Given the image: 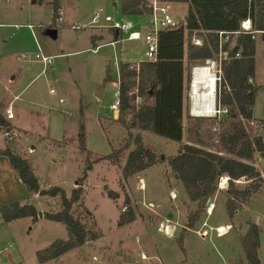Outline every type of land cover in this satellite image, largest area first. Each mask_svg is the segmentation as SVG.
<instances>
[{
  "label": "rangeland",
  "instance_id": "rangeland-1",
  "mask_svg": "<svg viewBox=\"0 0 264 264\" xmlns=\"http://www.w3.org/2000/svg\"><path fill=\"white\" fill-rule=\"evenodd\" d=\"M59 4L62 20L55 18L51 27L49 3L0 0V106L12 125L7 137L0 129V147L8 143L15 152L25 154L42 188L56 185L69 192L85 167V153L77 147L80 133L93 156L108 154L125 140L129 144L127 153L134 147L133 135L137 132L128 134L122 125L112 122L114 111L109 104L118 87L119 63L144 59L143 39L110 44L112 36L102 29L103 37L95 42L99 46L92 51L91 34L101 29L88 26V22L100 7L116 19L131 21L140 30L145 29L147 19L144 15L123 16L120 0H59ZM186 11L187 3H170L177 25L182 23ZM28 23L31 29L26 26ZM16 25L18 29L14 28ZM47 28L56 29L55 38L45 33ZM192 37L202 41L194 34L190 40ZM36 53L50 56L51 64L43 65L34 58ZM254 64L251 81L256 89L248 126L264 138V39L260 34L255 38ZM190 68L191 65L188 72ZM211 70L213 73L214 68ZM107 72L110 79H106ZM183 104V141L187 140L188 115L204 120L224 116L223 112L191 113L188 87ZM7 105L11 107L10 117ZM141 134L143 143L162 161L128 177L122 176L119 166L105 160L93 163L87 171L82 183V206H74V211L87 224L91 221L86 219L83 206L91 211L98 232L93 240L57 259L38 263L39 250L67 238L65 226L44 217L8 222L0 218V264H249L240 236L251 222L259 227L257 256L259 264H264V158L255 152L252 162L262 174L261 189L232 217L227 214L223 193L227 178L220 176L217 194L206 202L202 216L183 232L189 213L199 204L187 197L165 159L177 153L179 143L148 131ZM220 181L223 188L219 187ZM246 182L235 180L238 186ZM29 195L8 158L0 154V205L30 200L37 211L59 207L53 198ZM123 211H131L134 218L118 224Z\"/></svg>",
  "mask_w": 264,
  "mask_h": 264
},
{
  "label": "trees",
  "instance_id": "trees-1",
  "mask_svg": "<svg viewBox=\"0 0 264 264\" xmlns=\"http://www.w3.org/2000/svg\"><path fill=\"white\" fill-rule=\"evenodd\" d=\"M34 1L51 5L50 24L53 26L59 0ZM167 1L185 2L187 11L182 23L159 31L155 60L120 62L118 65L119 108L114 122L122 125L128 134L137 130L133 135L134 147L131 150L125 153L129 145L125 140L121 147L113 148L108 154L92 156L85 147L84 134L80 133L77 136V147L85 153V167L75 185L66 192L56 185L42 188L25 154L15 152L6 142L4 147H0V154L8 158L29 194L53 198L59 206L57 210L37 211L30 200H16L0 205L1 220L8 222L29 217L35 221L44 217L62 223L68 233L66 239H57L39 250L38 263L57 259L98 235L91 211L83 206L86 219L91 221L89 224L83 222L74 211V206H82V183L93 163L108 161L119 166L123 177H128L163 160L143 143L141 131L179 143L177 153L165 159L173 177L183 185L187 197L199 204L189 213L183 232L202 216L206 202H210L217 194V179L220 176L227 177L223 193L229 217L259 192L263 185L261 173L252 162L255 152L264 158V138L253 132L248 123L252 118L256 89L251 81L255 68L254 34L258 33L264 39V0ZM148 2L120 0V13L123 16L146 15L149 12ZM246 18L250 20L253 37L240 28L241 21ZM193 34L202 39L201 45L190 42ZM114 36L117 38L118 34ZM219 52L226 54L221 59V81L216 103L225 108L224 116L204 120L188 115L185 129L187 140L183 141V100L191 69L188 72V66L203 64L207 58H216ZM106 79H110L108 72ZM134 85L142 97L138 108H135L134 95H129V89ZM11 127L9 118L0 106V129L6 137L10 135ZM211 140H214L213 143ZM238 179L247 182L244 186H238L235 183ZM133 218L131 211H123L117 223L123 224ZM248 224L245 234L240 236L241 246L248 263L259 264V227L254 222Z\"/></svg>",
  "mask_w": 264,
  "mask_h": 264
},
{
  "label": "built area",
  "instance_id": "built-area-1",
  "mask_svg": "<svg viewBox=\"0 0 264 264\" xmlns=\"http://www.w3.org/2000/svg\"><path fill=\"white\" fill-rule=\"evenodd\" d=\"M170 3L171 2L167 0H149L148 2L149 12L148 14L144 15L147 19L144 30L135 28L133 23L125 18H119V19L114 18L111 14L106 13L105 9L102 7H100L95 13H93L91 20L88 22V26L108 27L109 29L118 32L121 35L120 40L125 39V40L135 41V40L143 39L144 42L143 60L153 61L155 60L156 57L157 39H158L159 31L177 25V22L174 20V18L170 13ZM56 19L59 22L62 20L60 8L57 10ZM17 27L18 26H15V28ZM28 27L31 26L28 25ZM74 27L78 28V26H74ZM240 27L243 32L250 33L251 37H253L251 23L248 18L241 21ZM191 42L195 45L202 44V41L195 37H192ZM113 43L114 41L111 42V44ZM225 54L226 53L223 52L222 54H219L216 58H207L204 60L203 64H197L191 67L190 81L188 84L189 97H190V90L192 89L191 85H192L193 77L195 76V69H200V68L203 69L206 67L208 68L209 66L214 68V72L212 73V78L214 82V97H215L216 86L221 81V59L225 56ZM34 58L41 61V63L46 66L51 64L52 62V58L50 56H44L41 55L40 53H36L34 55ZM129 95H134L135 108H138L142 103V97L138 94L136 85H134L129 89ZM113 96H114V100L109 104V108L113 110L114 113L116 114L119 108L118 89H116L113 92ZM190 107H191V102H190ZM220 112L224 113L225 108L219 106L216 108L213 99L212 112H211L212 114L210 115L219 114ZM6 113L8 117L11 116L10 109H6ZM141 187H143V184L141 185ZM219 187H221L220 182H219ZM216 229L218 231V229L220 228L216 227Z\"/></svg>",
  "mask_w": 264,
  "mask_h": 264
},
{
  "label": "bare ground",
  "instance_id": "bare-ground-1",
  "mask_svg": "<svg viewBox=\"0 0 264 264\" xmlns=\"http://www.w3.org/2000/svg\"><path fill=\"white\" fill-rule=\"evenodd\" d=\"M191 88V113L196 115H210L214 99V82L211 67L195 69V76L193 77ZM221 181L223 182V179Z\"/></svg>",
  "mask_w": 264,
  "mask_h": 264
},
{
  "label": "crops",
  "instance_id": "crops-1",
  "mask_svg": "<svg viewBox=\"0 0 264 264\" xmlns=\"http://www.w3.org/2000/svg\"><path fill=\"white\" fill-rule=\"evenodd\" d=\"M35 2V1H34ZM60 8V10H61V5L59 4V7H58V9ZM55 23V22H54ZM28 25H30V26H32L30 23H28V24H26V26L28 27ZM54 25L55 24H53V26H51V27H54ZM16 26H18V25H16ZM14 28H15V26H14ZM29 29H31V27H28ZM98 28L99 29H101V32H99V33H94V34H91V41L94 43V46L92 47V51L93 50H96L97 49V47L99 46V44H95V42H96V40H99V39H101L102 37H103V34H102V29H104L105 31H106V33H108V34H110L111 36H112V40L111 41H109V43L111 44V42L112 41H114V43L115 42H118V41H121L120 40V38H121V35L118 33V32H115V31H113L112 29H109L108 27H103V26H98ZM241 28V27H240ZM15 29H18V27L17 28H15ZM113 32H114V34H118V37L119 38H116L115 36H114V34H113ZM257 34L258 33H255L254 34V36H255V38H256V36H257ZM94 40V41H93ZM125 62H130V63H137V62H139V61H125ZM100 94V93H99ZM8 106V108L9 109H11V107H10V105H7ZM6 106V107H7ZM5 107V108H6ZM101 117H104V116H102L101 115ZM13 118V117H12ZM117 118V115L114 113L113 114V116L110 118L111 120H112V122H114V120ZM11 120V119H10ZM32 147V145L30 146V148ZM261 173V172H260ZM261 176H262V174H261ZM222 177H226V176H222ZM227 178V177H226ZM263 179V178H262ZM30 197H31V195H29ZM211 208V207H210ZM210 212V210L208 211V213ZM207 213V214H208ZM203 223H205V222H203ZM221 226V225H220ZM218 227V226H217ZM205 235V234H204Z\"/></svg>",
  "mask_w": 264,
  "mask_h": 264
},
{
  "label": "water",
  "instance_id": "water-1",
  "mask_svg": "<svg viewBox=\"0 0 264 264\" xmlns=\"http://www.w3.org/2000/svg\"><path fill=\"white\" fill-rule=\"evenodd\" d=\"M32 2H34V0H32ZM45 33L49 36V37H51V38H55L56 37V29L55 28H47L46 30H45ZM98 93V92H97ZM96 93V94H97ZM97 96V95H96Z\"/></svg>",
  "mask_w": 264,
  "mask_h": 264
}]
</instances>
